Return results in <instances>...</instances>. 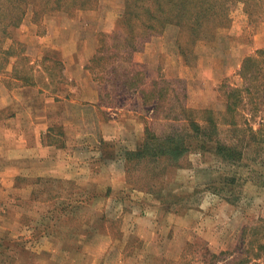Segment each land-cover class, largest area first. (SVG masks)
Segmentation results:
<instances>
[{"label": "rangeland", "instance_id": "374dc122", "mask_svg": "<svg viewBox=\"0 0 264 264\" xmlns=\"http://www.w3.org/2000/svg\"><path fill=\"white\" fill-rule=\"evenodd\" d=\"M233 3L228 26L188 44L187 61L176 44L180 29L169 25L125 62L110 84L104 81L113 78L103 72L107 65L91 59L103 35L112 43L121 0H100L94 10L63 15L71 20L56 14L34 19L29 10L14 33L24 44V59L0 73L9 90L38 92L31 98L33 135L16 138L0 130V264H204L206 252L240 259L252 233L255 239L254 229H264V188L248 174L232 205L210 187L229 172L213 154L192 152L181 167L166 166L157 174L124 162V152L137 148L146 129L163 135L182 124L172 120L180 105L225 111V92L242 85L238 73L244 60L264 53V9L251 19L242 0ZM32 37L37 49L67 43V54L85 58L92 93L77 91L75 104L66 101L61 91L73 82L64 63L28 55L23 38ZM131 64L142 74L139 90L118 84ZM154 82L163 96L146 101ZM15 111L6 108L0 119ZM23 116L25 122L26 111ZM261 122L259 117L251 124L258 128ZM13 125L9 129L17 130ZM28 139L34 143L30 148L22 145ZM61 208L66 210L54 221L49 218Z\"/></svg>", "mask_w": 264, "mask_h": 264}, {"label": "trees", "instance_id": "16d2710c", "mask_svg": "<svg viewBox=\"0 0 264 264\" xmlns=\"http://www.w3.org/2000/svg\"><path fill=\"white\" fill-rule=\"evenodd\" d=\"M121 1L124 9L116 22L112 43L108 44V35H103L105 40H100L97 53L91 59L96 66L107 65L103 72L113 76L104 79L109 84L119 76L117 74L125 62L132 61L134 54L143 52L150 39L163 34L169 25H176L180 29L176 44L187 61V45L226 28L230 21V9L237 0ZM99 3L100 0H0V73L12 61L24 59V44L14 39V33L23 24L29 10L34 19L40 15L71 16L94 10ZM242 3L251 19L264 9V0H242ZM108 63H111L110 66ZM134 67L131 64L124 69V80L119 79L121 83L118 84L127 90H139L143 85L142 74L135 73ZM238 76L242 85L231 87L225 92L224 112L199 111L180 105L179 109L174 110V113L180 111L172 120L182 124L163 135L146 129L145 138L137 148L124 152L125 164L143 166L144 170L151 169L153 174H157L164 172L166 166L181 167V161L192 152L209 153L229 168V172L222 174L210 186L214 194L222 196L228 203L235 205L239 202L240 189L249 180L244 174L264 188V53L258 52L255 56L247 57ZM16 79L20 81L23 78ZM152 86V91L143 97L146 101L158 95L160 99L163 96V90L158 91L157 83L154 82ZM259 117L262 122L256 128L251 122ZM161 165L163 168L160 170ZM178 199L182 201L183 197ZM65 210L56 209L47 217L54 221ZM263 233L264 229H254L255 239L252 233L249 247L244 249L238 261L235 258L227 259L229 252L218 255L206 252L204 264H264ZM246 234L247 230L243 233L242 242Z\"/></svg>", "mask_w": 264, "mask_h": 264}, {"label": "crops", "instance_id": "0c3cea01", "mask_svg": "<svg viewBox=\"0 0 264 264\" xmlns=\"http://www.w3.org/2000/svg\"><path fill=\"white\" fill-rule=\"evenodd\" d=\"M66 14H60L58 18H64V19H69L66 16H63ZM57 19V18H54ZM71 20V19H69ZM25 40V43L27 45V52L28 55H40V58L42 57H52L54 59H56L57 61H62L65 65V72L68 75V78L70 79V81L73 82V85L71 87H66L63 88L61 93L65 95V100L66 101H70L71 105L75 104L76 100L78 98H80L79 93H77V91H85L87 89L88 92L92 93V89H93V81L92 78L89 74V72L86 70V63L85 62V58L81 59V57L79 58V56H70L69 54H67V43L64 44H57V45H48V46H42L40 49L35 48V45L37 42V39L35 40L34 37H32L31 39L29 38H23ZM22 40V41H24ZM66 44V45H65ZM40 50V51H38ZM88 57V55H87ZM86 92V91H85ZM36 92L35 89H33L32 87H22L19 88L17 90H9L8 87H6L1 81H0V115L1 112L3 110H5L8 107H15V112L14 114H11L10 117L7 118H2L0 119V130L4 133H10L11 136L19 138L20 136H22L23 134L25 135H29L32 136V132H34L33 130V126L34 123H29L32 122L34 120V105L32 103L34 95ZM20 96V97H19ZM32 96V97H31ZM90 97H93V94L90 95ZM98 97V96H97ZM24 103H26V108L24 109ZM27 106H30V110ZM94 106L96 107V105H92L90 106V112H94L95 111L92 110L94 108ZM106 108H108L109 110L112 109V107L110 106H105ZM72 107H68L67 109L70 110ZM47 108H42L40 111L43 114H47L46 111ZM73 110V109H72ZM78 110L80 111V108H77L76 110H73L76 115L78 114ZM26 111V118H25V122L27 123V125L30 126H26V130H24L22 127H19L20 123H25L24 121H22V117L23 114ZM70 113V111H68V114ZM93 114V113H92ZM11 123V124H9ZM97 123V122H96ZM16 125L18 126V129L14 131L13 127L9 129L10 125ZM13 125V126H14ZM39 128V131H41ZM38 130V129H37ZM41 133V132H40ZM28 138V137H27ZM34 143L31 142L30 139H28L27 141H24V143H22V145L24 147H31ZM51 145V143L49 144ZM48 146V145H47Z\"/></svg>", "mask_w": 264, "mask_h": 264}]
</instances>
